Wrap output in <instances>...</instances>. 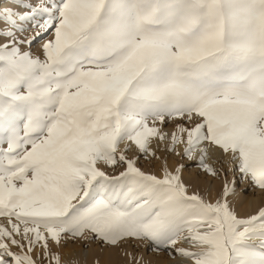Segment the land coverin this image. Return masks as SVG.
Segmentation results:
<instances>
[{
    "label": "snow or ice",
    "instance_id": "6c2138e0",
    "mask_svg": "<svg viewBox=\"0 0 264 264\" xmlns=\"http://www.w3.org/2000/svg\"><path fill=\"white\" fill-rule=\"evenodd\" d=\"M0 218V264H264V0L0 8Z\"/></svg>",
    "mask_w": 264,
    "mask_h": 264
},
{
    "label": "rangeland",
    "instance_id": "374dc122",
    "mask_svg": "<svg viewBox=\"0 0 264 264\" xmlns=\"http://www.w3.org/2000/svg\"><path fill=\"white\" fill-rule=\"evenodd\" d=\"M5 1L7 2V6L6 7H10V8H17L18 6H20L24 2V0H0V8H4L5 7V6H3V3ZM29 31H31V28H29ZM33 50L35 51V46H33ZM167 126H173V125L171 123H169L165 127H167ZM172 163H173V158L170 157L169 164L171 165ZM143 166L145 168L155 167V164H153V165L144 164ZM216 166H219V165L217 164ZM194 169H195V165H192L191 167H189L187 169V172L185 173V175L187 176L188 173H192L194 171ZM229 176H231V174H229ZM219 184H220L219 180H214L213 181V186L214 187L219 186ZM243 187H244V184L241 181L239 186H238V191H239L240 188H243ZM137 244H139V247H134ZM94 247L95 246L91 247V249H95L96 248V247L95 248ZM129 248H130V250H134L138 255H143L144 259H145V262L157 259V257L151 251L147 250L144 247V245L141 244L140 242H137V241L130 242ZM96 249H98V248H96ZM107 250H109V249H106L105 251H107ZM114 251H115V249H114ZM109 252H111V251L109 250ZM115 252L117 253V251H115ZM117 254L121 255L120 257H121L122 260L120 262H123V263L126 264V260H124V257H122V256H124L123 252L118 250ZM123 263H121V264H123ZM118 264H120V263H118Z\"/></svg>",
    "mask_w": 264,
    "mask_h": 264
},
{
    "label": "bare ground",
    "instance_id": "6f19581e",
    "mask_svg": "<svg viewBox=\"0 0 264 264\" xmlns=\"http://www.w3.org/2000/svg\"><path fill=\"white\" fill-rule=\"evenodd\" d=\"M3 6H7V2L5 1L3 3ZM173 126H167L165 127L166 130H171ZM208 147V162H213L215 161L216 157L219 155V152L216 150L215 146H211V145H206ZM0 220H2V218H0ZM95 248V247H94ZM109 250L111 252H109ZM107 251H103L101 252L99 249H89L88 250V259L90 262H92V264H94V261L96 258H99L100 261H101V264H118V263H123V262H120L122 259H121V255L117 254L118 253V250L115 249V251H117V253L114 251V249H109ZM64 256L67 258L71 252H72V248L71 246H69L68 248H65L62 250ZM124 257V260H126V257L125 256H122ZM125 264V263H123Z\"/></svg>",
    "mask_w": 264,
    "mask_h": 264
}]
</instances>
